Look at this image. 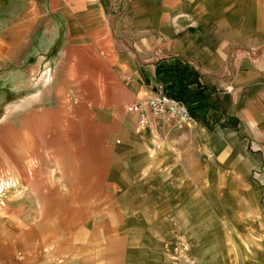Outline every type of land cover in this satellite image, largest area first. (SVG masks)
Here are the masks:
<instances>
[{
    "label": "crops",
    "instance_id": "crops-1",
    "mask_svg": "<svg viewBox=\"0 0 264 264\" xmlns=\"http://www.w3.org/2000/svg\"><path fill=\"white\" fill-rule=\"evenodd\" d=\"M5 22H18L13 28L23 48L30 27L48 24L55 38L65 41L66 57L70 49L89 47V41L107 45L113 59L107 72L113 82L97 90L111 91L109 99L119 108L121 143L132 146L144 139L152 145L130 147L125 155L129 162L115 164L110 182L116 188L114 206L91 212L95 224L80 228V246L74 245L73 229L67 225L65 238L59 240L57 221L28 222L37 214L25 207L16 225L0 228V264H131L138 236L154 227L145 220L165 214L169 218L173 174L181 171L184 181L178 186L186 188L188 170L195 185L202 158L208 171L225 170L236 181L233 186L249 188L264 217V0H0L1 53ZM177 61L199 74L209 95L206 118L214 126L198 121L184 128L154 124L138 132L129 106L155 92L158 66ZM125 108L133 115L129 127L124 125ZM173 135L182 146L171 164ZM134 150L144 151V157L134 160ZM161 187H166L165 194Z\"/></svg>",
    "mask_w": 264,
    "mask_h": 264
},
{
    "label": "rangeland",
    "instance_id": "rangeland-1",
    "mask_svg": "<svg viewBox=\"0 0 264 264\" xmlns=\"http://www.w3.org/2000/svg\"><path fill=\"white\" fill-rule=\"evenodd\" d=\"M17 23L5 22L0 52V228L16 225L26 207L37 214L28 222L57 221L59 240L67 225L80 246L81 229L95 224L91 212L114 206L115 164L127 161L130 147L152 144L121 143L119 108L109 99L111 91L97 90L113 82L107 45L89 41L66 57L65 41L48 24L30 27L23 48L16 41ZM123 113L124 125L131 126L133 115L126 108ZM169 146L174 164L182 146L178 136H171ZM133 153L134 160L145 155ZM173 175L169 218L164 212L145 220L154 227L138 236L131 264H264V245L258 244L264 240V217L249 188L233 186L225 170L208 171L204 158L195 185L188 170L186 188L178 186L181 171Z\"/></svg>",
    "mask_w": 264,
    "mask_h": 264
},
{
    "label": "built area",
    "instance_id": "built-area-1",
    "mask_svg": "<svg viewBox=\"0 0 264 264\" xmlns=\"http://www.w3.org/2000/svg\"><path fill=\"white\" fill-rule=\"evenodd\" d=\"M165 87V83L158 82L152 95L139 98L129 106V111L137 116L138 130H145L154 124L184 128L197 123L188 106L169 96Z\"/></svg>",
    "mask_w": 264,
    "mask_h": 264
},
{
    "label": "trees",
    "instance_id": "trees-1",
    "mask_svg": "<svg viewBox=\"0 0 264 264\" xmlns=\"http://www.w3.org/2000/svg\"><path fill=\"white\" fill-rule=\"evenodd\" d=\"M157 76L161 82L165 83L166 93L185 103L196 121L209 127L214 126L206 118L210 110L209 95L206 93V89L201 86L199 74L193 67L177 61L171 65L158 66ZM193 86H197V88L193 89ZM222 125L230 124L223 123Z\"/></svg>",
    "mask_w": 264,
    "mask_h": 264
}]
</instances>
